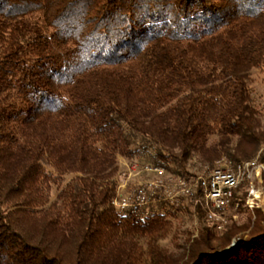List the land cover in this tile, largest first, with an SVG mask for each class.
<instances>
[{
    "label": "trees",
    "instance_id": "obj_1",
    "mask_svg": "<svg viewBox=\"0 0 264 264\" xmlns=\"http://www.w3.org/2000/svg\"><path fill=\"white\" fill-rule=\"evenodd\" d=\"M263 66L264 0H0V264H264L258 211L217 254L196 207L171 253L167 214L112 206L118 157L182 177L255 157Z\"/></svg>",
    "mask_w": 264,
    "mask_h": 264
},
{
    "label": "built area",
    "instance_id": "obj_2",
    "mask_svg": "<svg viewBox=\"0 0 264 264\" xmlns=\"http://www.w3.org/2000/svg\"><path fill=\"white\" fill-rule=\"evenodd\" d=\"M218 163L214 168L206 167L207 171L197 177L176 176L162 167L145 166L151 179L131 189L118 184L112 206L122 216H144L152 204L165 203L177 210L193 204L221 231L227 225L226 213L243 188H247L246 207L253 209L264 201V147L250 160Z\"/></svg>",
    "mask_w": 264,
    "mask_h": 264
},
{
    "label": "rangeland",
    "instance_id": "obj_3",
    "mask_svg": "<svg viewBox=\"0 0 264 264\" xmlns=\"http://www.w3.org/2000/svg\"><path fill=\"white\" fill-rule=\"evenodd\" d=\"M250 89L253 96L252 98L254 101V107L260 121V130L264 132V66L252 71L250 77ZM262 147H264V142L261 144L260 150ZM196 160L198 159L193 160L187 166L189 176H202L204 172L207 171L206 167L204 165L198 164L199 162ZM225 160V158H221L219 161H216L212 168L218 166V162L224 163ZM117 164V182L118 184H124L126 189L134 188V186L138 185L139 183H142L147 179H151V177L148 176L143 169L145 166H149L147 163L137 160L128 162L127 160L118 157ZM246 189L247 188H243L238 195L240 197L246 196ZM56 194V189H53L51 200L55 199ZM261 200H264V198ZM195 209L196 207L193 204L188 205L185 210H177L165 203L152 204L146 208L145 211L147 214L151 211H162V213L167 214V218L171 222L170 233L160 241L162 248L168 250L171 253H179L181 252V249L187 248V240H192L193 238H197L199 236V230L203 225H201L199 222ZM256 211L262 214V219H260L258 223L264 232V201L259 203L258 206H255L253 209L246 207L245 203L243 206L235 204V206L226 213V219L228 220L227 225H225L221 231L216 230L214 224L211 223V225L215 228L213 230V234L217 238H229V242L226 245L227 247L222 249L217 248V250H219L217 254L227 252L228 250L230 251L234 247L236 248L238 246V240L246 243L258 238L255 237L257 234H252L254 232L253 223L256 219ZM213 244L218 246L217 241H214ZM238 254L242 255L243 253L239 252Z\"/></svg>",
    "mask_w": 264,
    "mask_h": 264
},
{
    "label": "bare ground",
    "instance_id": "obj_4",
    "mask_svg": "<svg viewBox=\"0 0 264 264\" xmlns=\"http://www.w3.org/2000/svg\"><path fill=\"white\" fill-rule=\"evenodd\" d=\"M192 209H193V207H192Z\"/></svg>",
    "mask_w": 264,
    "mask_h": 264
}]
</instances>
